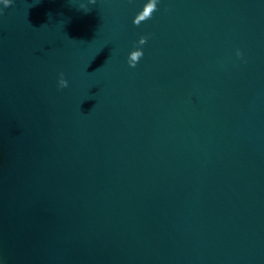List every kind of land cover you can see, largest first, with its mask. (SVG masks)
<instances>
[{
	"label": "water",
	"instance_id": "water-1",
	"mask_svg": "<svg viewBox=\"0 0 264 264\" xmlns=\"http://www.w3.org/2000/svg\"><path fill=\"white\" fill-rule=\"evenodd\" d=\"M151 2L0 0V264H264V0Z\"/></svg>",
	"mask_w": 264,
	"mask_h": 264
},
{
	"label": "clouds",
	"instance_id": "clouds-1",
	"mask_svg": "<svg viewBox=\"0 0 264 264\" xmlns=\"http://www.w3.org/2000/svg\"><path fill=\"white\" fill-rule=\"evenodd\" d=\"M90 3H95V0H90ZM2 4L3 6L9 7L12 4V0H2ZM81 8L85 9V13L89 12L90 10L87 9L86 5H81ZM148 11L145 12L144 10L140 11L133 23L137 26H139L142 22L148 20L151 18L152 14L157 10V0H152L150 6L148 7ZM147 41V37H141L138 41L139 45H144ZM237 55H241V53L239 51H237ZM143 56V51L138 47L136 50H133L130 52L129 56H128V64L130 67H135L136 64L139 62V60L141 59V57ZM58 87L63 89L68 87V81L64 78V74L63 72H61L59 74V78L57 81Z\"/></svg>",
	"mask_w": 264,
	"mask_h": 264
}]
</instances>
